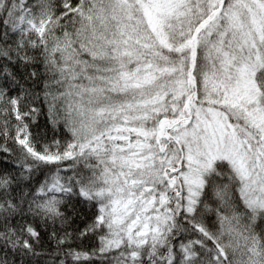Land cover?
<instances>
[{
	"label": "snow or ice",
	"instance_id": "snow-or-ice-1",
	"mask_svg": "<svg viewBox=\"0 0 264 264\" xmlns=\"http://www.w3.org/2000/svg\"><path fill=\"white\" fill-rule=\"evenodd\" d=\"M0 264H264V0H0Z\"/></svg>",
	"mask_w": 264,
	"mask_h": 264
}]
</instances>
